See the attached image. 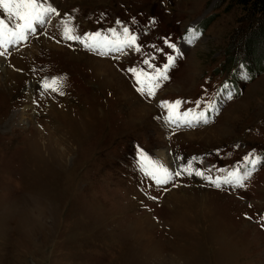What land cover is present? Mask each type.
<instances>
[{
	"label": "rangeland",
	"instance_id": "rangeland-1",
	"mask_svg": "<svg viewBox=\"0 0 264 264\" xmlns=\"http://www.w3.org/2000/svg\"><path fill=\"white\" fill-rule=\"evenodd\" d=\"M53 4L61 16L0 57V264H264V165L216 188L187 174L157 186L139 164L142 149L169 167L166 149L170 170L191 160L216 177L264 156V19L237 0ZM67 16L81 35L127 26L142 49L97 55L63 38ZM165 38L179 55L149 97L128 69L148 68L145 54L162 68L177 55ZM55 77L63 95L42 87ZM176 100L218 111L172 128L161 102Z\"/></svg>",
	"mask_w": 264,
	"mask_h": 264
},
{
	"label": "snow or ice",
	"instance_id": "snow-or-ice-1",
	"mask_svg": "<svg viewBox=\"0 0 264 264\" xmlns=\"http://www.w3.org/2000/svg\"><path fill=\"white\" fill-rule=\"evenodd\" d=\"M0 14H6V20L0 19V57L5 56L9 47L26 42L30 35L37 34L38 30L42 29L48 23H51L53 17H60L61 13L54 6L53 0H0ZM67 15V14H66ZM74 18L67 16V19L61 21V28L63 38L69 41H75L85 47V49L95 52L97 55H108L109 53L116 52L127 54L126 49L134 52H140L142 45L138 43V36L133 34L127 26H121L120 30L116 28L108 29L107 32L77 34L75 26L71 23ZM155 21H153L154 23ZM117 24H121L117 21ZM199 35L197 30H191V35L187 37L189 43H193L194 39ZM165 44L173 49L177 55H167V63L163 67L155 66L152 61L154 56L146 55L142 61L148 68L152 69L151 72L143 68H130L129 72L136 78L139 85L137 91L141 94H146L149 97L155 96L156 89H158L163 81L169 79L167 73L170 68L175 66L179 50L176 45L165 38ZM153 47H155L153 45ZM158 52H163V49H156ZM143 78V79H142ZM247 78V77H245ZM63 78L55 77L51 80H45L42 87L45 91L59 92L60 95L64 93L60 90L62 87ZM223 88L226 91L228 99L232 98L233 93L229 86L225 84ZM188 103L187 101H162L161 107L168 109V122L177 126L194 124L210 123V117L207 112L218 111L215 104L208 105V109L195 112L193 109H188L180 112L179 108L182 104ZM200 101H196V107H200ZM195 159V158H193ZM245 168H234L232 171L225 169H218L217 171L226 172L225 176L212 177L205 175L203 171L195 169L193 162L190 160L185 165L181 166L179 170H170L164 163L158 159L149 157L144 151L140 150L139 164L140 169L145 176L149 177L157 186L168 185L175 177L182 174L189 176L196 175L206 179L211 185L216 188H221L222 185H231L233 188H244L245 181L250 179L253 172L258 169V166L264 165V156L255 153H249L244 158ZM251 165L250 168L246 167ZM175 186V185H173ZM167 191V189L165 188ZM153 199H156L153 197ZM264 220V217H262ZM264 227V223L261 224Z\"/></svg>",
	"mask_w": 264,
	"mask_h": 264
},
{
	"label": "bare ground",
	"instance_id": "bare-ground-1",
	"mask_svg": "<svg viewBox=\"0 0 264 264\" xmlns=\"http://www.w3.org/2000/svg\"><path fill=\"white\" fill-rule=\"evenodd\" d=\"M45 40V39H44ZM54 46H55V48H62L61 46H58V45H56V44H54V43H52ZM47 45H50V43H48ZM77 53H82V52H78V51H74V55H76ZM78 55V54H77ZM9 64H10V62L8 61L7 63H6V61H5V65H4V69L3 70H5V71H13V70H11L12 69V66H9ZM106 72V71H105ZM125 80V79H124ZM124 83V82H123ZM131 92H133V93H131L132 95L134 94L136 97H137V99H139L138 100V105H140V106H138L137 107V109H139V107H140V110L141 111H143V113L145 112L146 113V110H148L149 108H148V106L149 107H151L150 106V104H148V103H145L136 93H135V91H131ZM133 95V96H134ZM140 111V112H141ZM193 132H189V133H187V135H191V137H193V134H192ZM36 145L37 144H35V146H34V148H36ZM42 149H40V147H39V145H38V150H35L36 151V153L37 152H42L41 151ZM32 151H34V150H32ZM35 152H34V154H36ZM159 154H160V157L163 159V161L170 167V168H174L175 167V164H176V162L177 161H173V160H171V154H169L167 151H166V149H163L162 151H160L159 152ZM37 155V154H36ZM39 210H41V208L39 207Z\"/></svg>",
	"mask_w": 264,
	"mask_h": 264
},
{
	"label": "trees",
	"instance_id": "trees-1",
	"mask_svg": "<svg viewBox=\"0 0 264 264\" xmlns=\"http://www.w3.org/2000/svg\"><path fill=\"white\" fill-rule=\"evenodd\" d=\"M243 4V7L249 14H252L257 19H264V0H237ZM147 71L149 68L143 66ZM152 70H149L151 72ZM256 75V73H255Z\"/></svg>",
	"mask_w": 264,
	"mask_h": 264
}]
</instances>
